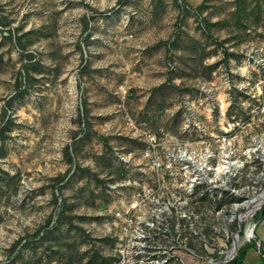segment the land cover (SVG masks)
Segmentation results:
<instances>
[{
	"label": "rangeland",
	"instance_id": "rangeland-1",
	"mask_svg": "<svg viewBox=\"0 0 264 264\" xmlns=\"http://www.w3.org/2000/svg\"><path fill=\"white\" fill-rule=\"evenodd\" d=\"M136 57L139 70L123 65ZM160 68L161 109L203 89L228 102L219 129L239 120V138L264 139V0H0V264L110 263L85 230L113 201L117 88ZM258 213L251 240L264 245ZM249 242L242 264H264Z\"/></svg>",
	"mask_w": 264,
	"mask_h": 264
},
{
	"label": "built area",
	"instance_id": "built-area-1",
	"mask_svg": "<svg viewBox=\"0 0 264 264\" xmlns=\"http://www.w3.org/2000/svg\"><path fill=\"white\" fill-rule=\"evenodd\" d=\"M167 66L175 69L172 62ZM118 90L117 107L124 108L128 79ZM224 98L212 101L203 89L196 97L182 96L166 110L168 123L157 126L124 113L119 133L143 146L112 147L118 174L107 176L105 189L113 201L100 211V223L85 230L90 245H104L109 264H227L256 238L264 139L239 138V120L219 129L213 118L217 107L219 119L225 115Z\"/></svg>",
	"mask_w": 264,
	"mask_h": 264
},
{
	"label": "crops",
	"instance_id": "crops-1",
	"mask_svg": "<svg viewBox=\"0 0 264 264\" xmlns=\"http://www.w3.org/2000/svg\"><path fill=\"white\" fill-rule=\"evenodd\" d=\"M170 40L173 41V39L169 38V40L166 41L167 46L165 47L166 52H167L166 57L168 59L171 57L170 50L168 52V49H170V45H169L171 42ZM137 47L139 49H141V46L137 45ZM171 51H173V50H171ZM169 60H171V59H169ZM123 65H125L126 67L133 66V68L136 67L138 70L140 67H142L141 63L139 62L138 57H136L134 60L124 62ZM162 69L163 68L159 69L161 74H159L158 76L155 75L156 71L152 70V69H147V71L142 69L143 73L140 72L139 74L137 72L133 71L134 75H131L129 77V79L127 78L130 91H129L127 101L125 102L126 105L124 106V108L115 109L114 111H118L116 113V115H119V113H120V115H124L125 112H129L133 116H137V118H139V119L148 118L150 123H152L154 119L158 118V119H160V121L162 119L163 123H161V124H167L169 121V119L167 118V115H166L167 109H165V110L161 109L162 108L161 105L155 104L154 101L149 100L150 98H152L155 95L156 91L158 90V88H159L158 84L162 83L166 80L165 75L162 73ZM149 71H153V72H149ZM136 73L138 75H135ZM123 78H121V80L119 82H121ZM117 87H118V85H117ZM86 94L88 95L87 108L89 110V115H92L95 113L98 114L99 112H101V110H99V109H97V110L94 109L95 108L94 105L91 106V101H92L91 91L87 90ZM118 97H119V90L117 88V97H115V98L118 99V101H119ZM145 120H147V119H145ZM124 123H125V120L123 119V125H122L123 128L125 127ZM107 127H108V125H107ZM96 128H97V126L90 124L91 131L93 129H96ZM93 133H95V132H93ZM122 136H125V135H122ZM128 137L127 136L122 137V138L120 137L121 139L119 140V143L122 144L125 142V144H126L128 141V142H130L129 146H131V147L136 148V147H142L143 146L142 142L137 141L136 139L130 138V137L128 139ZM105 140H106V138H105ZM260 243H262V242L260 241Z\"/></svg>",
	"mask_w": 264,
	"mask_h": 264
},
{
	"label": "trees",
	"instance_id": "trees-1",
	"mask_svg": "<svg viewBox=\"0 0 264 264\" xmlns=\"http://www.w3.org/2000/svg\"><path fill=\"white\" fill-rule=\"evenodd\" d=\"M88 27V26H87ZM170 45V44H169ZM168 45V46H169ZM170 49H168V52H169ZM260 217V218H264V204L261 208V210L259 211V213L257 214V218ZM249 243H251L252 245H254L255 248H257V240H251ZM242 247V246H241ZM240 247V248H241ZM239 248V249H240ZM263 248H264V245L261 243L260 247H258V251H259V254L263 255ZM238 252V251H237ZM245 256H246V251H242L241 254H237L236 256H234V258L231 260V262H228L227 264H242L244 263L245 261ZM264 258V257H263Z\"/></svg>",
	"mask_w": 264,
	"mask_h": 264
},
{
	"label": "bare ground",
	"instance_id": "bare-ground-1",
	"mask_svg": "<svg viewBox=\"0 0 264 264\" xmlns=\"http://www.w3.org/2000/svg\"><path fill=\"white\" fill-rule=\"evenodd\" d=\"M75 91V90H74Z\"/></svg>",
	"mask_w": 264,
	"mask_h": 264
}]
</instances>
